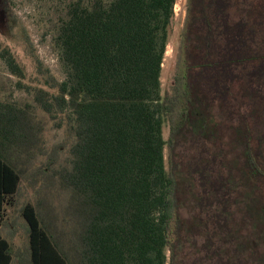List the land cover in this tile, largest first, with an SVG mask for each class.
I'll return each mask as SVG.
<instances>
[{
    "label": "trees",
    "instance_id": "trees-1",
    "mask_svg": "<svg viewBox=\"0 0 264 264\" xmlns=\"http://www.w3.org/2000/svg\"><path fill=\"white\" fill-rule=\"evenodd\" d=\"M176 2L68 0L58 11L64 78L51 81L55 93L36 89L34 100L73 141L66 162L39 172L46 178L36 204L22 208L30 264H167V252L173 264L184 239L174 150L200 137L221 145L191 169L213 230L202 245L206 259L264 264V0H186L185 75L162 95ZM0 58L23 78L8 48ZM215 105L227 117L221 127ZM33 122L0 101V227L38 142ZM11 263L0 235V264Z\"/></svg>",
    "mask_w": 264,
    "mask_h": 264
},
{
    "label": "rangeland",
    "instance_id": "rangeland-1",
    "mask_svg": "<svg viewBox=\"0 0 264 264\" xmlns=\"http://www.w3.org/2000/svg\"><path fill=\"white\" fill-rule=\"evenodd\" d=\"M67 1L0 0V48L6 47L10 50L24 73L23 78L13 75L0 58V101H9L31 115L38 140L33 155L28 157L30 161L21 165L25 168V172L15 197L16 202L8 209L7 226L1 231L10 242L12 264H30L27 225L21 211L26 203L35 205L39 198L37 191L43 184V178H46L39 172L47 171L48 162L55 161L56 164L66 162L73 141L65 128L58 125L59 120H52L34 100L36 89L42 88L55 93L50 88L51 81H61L64 78L59 53L54 45V35L58 11ZM185 16L186 0H177L175 18L169 31L161 69L162 95L170 90L176 75H185L186 60L183 43ZM211 114L220 127L227 118L225 112L217 105L213 107ZM169 132V122L164 119L162 134L165 140L168 139ZM225 136L228 140L232 139L230 131L225 130ZM218 149H221L219 141L212 138L205 140L201 137L198 140L181 139L175 147L176 195L179 214L184 224V239L177 247L173 264H228L216 257L213 260L206 259L202 245L213 230L206 222L209 214L201 211L196 203L198 184L195 176L191 174V169L201 154L208 157L209 153ZM223 149L227 150L224 147ZM165 163L169 170L167 149H165ZM50 201L58 207L62 200L58 201L52 194ZM223 243L222 238L218 236L216 245L220 246ZM224 248L227 254L225 258L230 259L233 254L230 246L224 245ZM242 260L244 264L254 263V259L249 256H245ZM169 262L170 256L167 252V264ZM233 262L236 261L232 257L229 263L233 264Z\"/></svg>",
    "mask_w": 264,
    "mask_h": 264
},
{
    "label": "crops",
    "instance_id": "crops-1",
    "mask_svg": "<svg viewBox=\"0 0 264 264\" xmlns=\"http://www.w3.org/2000/svg\"><path fill=\"white\" fill-rule=\"evenodd\" d=\"M8 209H9V208H7L6 215H7V213H8ZM7 217H8V215H7ZM7 217H6V222H5L6 224L4 223V225L0 227V235H1V237H2L6 242H8V243L10 244L9 240H8L7 238H5V237L3 236V234H2V232H1L2 229H5L6 226H7V221H8V220H7ZM10 248H11V245H10ZM10 252H11V250H10ZM11 257H12V254H11ZM12 262H13V257H12ZM11 264H12V263H11Z\"/></svg>",
    "mask_w": 264,
    "mask_h": 264
}]
</instances>
